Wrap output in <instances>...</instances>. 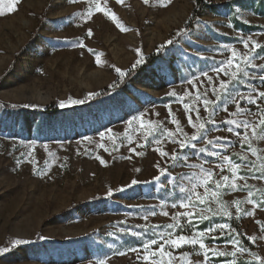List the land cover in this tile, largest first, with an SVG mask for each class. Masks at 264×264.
<instances>
[{"label":"rangeland","instance_id":"1","mask_svg":"<svg viewBox=\"0 0 264 264\" xmlns=\"http://www.w3.org/2000/svg\"><path fill=\"white\" fill-rule=\"evenodd\" d=\"M194 1L108 0L123 31L91 0H15L14 11L10 0L0 5V264L264 261V178H257L264 140H251L258 160L244 143L251 128L242 126L264 113V68L256 67L264 65V14L208 0L217 11L185 31ZM232 17L251 29L235 30ZM106 88L113 92L94 98ZM2 104L58 113L24 116ZM223 157L241 165L242 179L233 181ZM201 169L213 173L208 188L218 195L206 198L196 187L205 203L192 196V206L180 207ZM180 235L205 247L165 243Z\"/></svg>","mask_w":264,"mask_h":264},{"label":"snow or ice","instance_id":"2","mask_svg":"<svg viewBox=\"0 0 264 264\" xmlns=\"http://www.w3.org/2000/svg\"><path fill=\"white\" fill-rule=\"evenodd\" d=\"M14 3H15V0H10V2L7 5L8 11H14L15 10L14 7H13V4ZM107 3H108V0H91V4L94 6L96 12H103V14L105 16H110V18L113 20V22L116 23V26L117 27H120L122 31L125 30L119 24V22L117 20V17L115 16V14L114 13H111L110 9L107 8ZM117 3H123V0H117ZM144 3H146V4L149 3V0H144ZM4 4H5V0H0V5H4ZM0 14H3V12L0 11ZM93 15H94V12H93L92 8L90 7L89 8V11L87 12V18L88 19H91ZM87 35L88 36H91L92 35L91 29L88 30ZM169 43H171V41H169ZM80 46L83 47L84 45L81 44ZM245 46L247 47V42H246V45ZM253 47L254 48L255 47H259V45L253 44ZM235 56H236V53H235V51H233V57H235ZM243 59H244L245 63H250L252 57H249V56L245 55L243 57ZM97 62L98 63L100 62L99 61V57H97ZM141 62H142L141 60H137L136 63L132 65V67L135 68L137 66V64H139ZM227 63L230 64L231 61H228ZM256 67L264 68V65H258ZM116 71L119 73V75L121 77H123L125 75V72L124 71H121L120 69H116ZM214 71H216L218 74L220 72H224L226 75L228 74V71L225 68L218 67V68L214 69ZM238 72H239V66L237 65L236 66V71H233L231 73V76L233 78H236L237 75H238ZM260 79L262 81H264V76H261ZM228 87H229L228 83L227 82H224V81H222L220 83V85H219V88L220 89H223V90H227ZM258 95H259V97L264 98V92H259ZM242 99H248L250 103H255V100L252 99L251 97H247V98L242 97ZM209 103H210V101H208V100H205L204 101V104L206 106ZM61 106H63V105H61ZM185 109H186V111H188V109H189V106L187 104H185ZM233 115H235V114H233ZM197 119H199V112H197ZM173 122L174 123H177V124L179 123L178 121H173ZM189 123L190 124H193L192 118L190 116H189ZM226 123L236 124V121L229 120V121H226ZM193 126L194 127H197L200 130H204L205 129V124H203V123L193 124ZM236 126L237 127H240L241 125L237 124ZM242 126L245 129L251 128V137H249L247 134H245V136H244V143H247L248 144V149L252 153L253 156H256L258 160L261 159V157L258 155L257 149L254 148V147H252L251 140L252 139H255L257 137H259L260 139L264 140V113L261 114V119L258 121V123L255 126H253L250 121H245ZM258 129H259V131H258ZM177 130L179 131V128ZM228 131H232V129L229 128ZM149 134H151V132H149ZM167 135L169 137H171L173 134L169 132V133H167ZM237 135H239V133H237ZM191 139L192 140H195V139H197V136L196 135H193L191 137ZM217 139H220V138L218 137ZM157 143H159V141H157ZM209 143H211V141H209ZM185 146L186 145H185L184 142H180V147L181 148H184ZM132 151H134V150H132ZM200 151L203 152V151H205V149L201 148ZM160 155L161 156H166L168 154L165 153V152H163V151H161L160 152ZM172 159L174 161L175 160H178L179 159V156L178 155H173L172 156ZM223 159L225 160L226 163H229L231 165V169L230 170L232 171V174H233L232 175L233 181H235L237 178H241L242 179V177H239V169H240L241 165L240 164H237V163H233L228 157H223ZM241 159L242 160H246L247 158L246 157H241ZM101 163H104V162L101 160ZM157 167H159V165H157ZM252 167H256V165L253 164ZM259 168L260 169H264V163H261L259 165ZM221 171H223V169H221ZM161 174L162 175L164 174V170H161ZM212 178H213V173L210 170L201 169V175H200V183H199V185H194L193 186V190L191 191V195L186 196V199H187L188 202L187 203L181 202L180 207L187 208L189 206H192V203H193L192 196H195L196 200H198L200 204H204L205 203V199H202L201 196H200V193L195 191V188L196 187H203L204 188V190H205L204 191V195H205L206 198L209 197V196L216 197L218 195L217 192L215 190H211L210 191L209 188H208V184L212 180ZM257 178H264V173H262V176L261 177H257ZM154 179L158 180L159 177H154ZM221 179L223 181H228L230 178L228 176H223V177H221ZM133 183H136V181H133ZM225 186H227V185H225ZM216 187L217 188L221 187L219 181L216 182ZM231 187L233 189H236L237 188L236 183H232ZM182 191H183V189H182ZM251 195H252V193L249 192V196H251ZM251 202H252L251 200L248 201V203H251ZM233 203L237 206L236 207L237 213H240L241 212V209L239 208V203L240 202L239 201H234ZM164 214L167 215V213H164ZM245 214L250 215L251 213H245ZM180 215H182V216H190V215H192V213L185 212V213H181ZM224 215L228 216V215H231V213L225 211L224 212ZM203 218L206 219L207 217H203ZM169 227L170 228L171 227H174V225H169ZM216 227H218L220 229H223V228H225L227 226L226 225H217ZM262 227H264V226H262ZM214 230H215L214 228L207 229V231H209V232L214 231ZM169 236L171 237V233H169ZM156 243H157V241L155 239L150 240V241H148L147 243L144 244V248L145 249H148L150 247V245H153V244H156ZM165 243H170L173 246H177V247L182 246L185 243H191L193 245L199 243L200 248H204L205 247V245L202 242H198L196 239H186L182 235L178 236L176 239H171L170 238V239L166 240ZM239 250L240 251H244L243 249H239ZM233 254H235V253H233ZM144 259H148V256H145ZM101 264H103V262H101ZM261 264H264V261H261Z\"/></svg>","mask_w":264,"mask_h":264},{"label":"trees","instance_id":"3","mask_svg":"<svg viewBox=\"0 0 264 264\" xmlns=\"http://www.w3.org/2000/svg\"><path fill=\"white\" fill-rule=\"evenodd\" d=\"M194 8L193 11L190 15V17H188V19L185 21V25H184V30L187 31L189 30V28L199 19V17H201V15L205 12V11H211L213 13H215L217 11V6L211 2H209L208 0H195L194 1ZM233 5H236L238 8L240 9H251L253 10L256 14L260 15V14H264V0H233V2H230L228 4L229 7H232ZM232 24H233V28L235 30H246V29H251L252 26H247L242 24L241 22H239L238 20H236L234 17L231 18ZM164 47L163 49H161V51H164ZM153 56V55H152ZM148 57L147 62L149 63L151 60L154 61V57ZM128 80V79H127ZM113 92V89H108L106 88L103 92H101L100 94L96 95L94 98L98 99L103 97L106 94H109ZM2 107L5 110H10L13 112H16L19 115H24V116H31L34 115L33 113H37L40 114V116L42 117H46V118H51L53 117V112L54 113H58L55 110H51L50 108H35V109H29L26 106H13L10 104H2ZM76 109L75 106L72 107V109L70 108H64L62 110V112H67L70 110ZM59 122H62L61 120ZM203 227L205 226V223L203 222L201 224Z\"/></svg>","mask_w":264,"mask_h":264}]
</instances>
